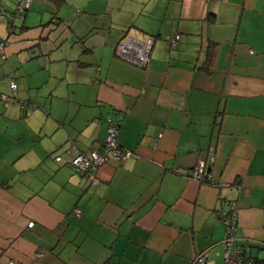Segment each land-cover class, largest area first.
I'll use <instances>...</instances> for the list:
<instances>
[{
    "label": "crops",
    "instance_id": "1",
    "mask_svg": "<svg viewBox=\"0 0 264 264\" xmlns=\"http://www.w3.org/2000/svg\"><path fill=\"white\" fill-rule=\"evenodd\" d=\"M17 3L0 0V264H224L227 199L264 260V0ZM127 35L152 39L145 65L117 54ZM56 65L64 100L37 93ZM107 115L133 154L90 184L68 161L102 147Z\"/></svg>",
    "mask_w": 264,
    "mask_h": 264
},
{
    "label": "built area",
    "instance_id": "2",
    "mask_svg": "<svg viewBox=\"0 0 264 264\" xmlns=\"http://www.w3.org/2000/svg\"><path fill=\"white\" fill-rule=\"evenodd\" d=\"M31 0H18L17 5L12 9L11 13H21L30 4ZM5 18L4 11L0 12V19ZM178 35L171 38V43H174ZM152 47L151 38H137L135 36H124L116 45V52L123 59L143 66L145 65L150 56ZM0 56H5V41H0ZM9 86L13 89L16 83L12 76H7ZM4 98V95H1ZM31 106L27 101L20 102V108L25 109ZM106 119L108 125L106 128L105 138L100 149L91 148L88 151H74L70 160L68 161L71 169L74 172L83 174L87 177L90 184H95L97 181L96 171L98 167L109 159L124 160L133 154V151L121 146L117 141V124L112 119L111 115H107ZM211 159L213 158V150L210 149ZM60 160V157H55ZM189 176L199 182H206L210 179V173L204 158H199L196 164L192 167ZM226 207L220 212V220L225 228V237L223 239L224 264H264V261L259 260L249 254L250 246L238 242V237L235 232L237 224V203L235 200H225ZM76 214L80 213L79 208H74ZM33 221H29L28 225L31 226ZM206 253H198L192 260L193 264H204Z\"/></svg>",
    "mask_w": 264,
    "mask_h": 264
},
{
    "label": "rangeland",
    "instance_id": "3",
    "mask_svg": "<svg viewBox=\"0 0 264 264\" xmlns=\"http://www.w3.org/2000/svg\"><path fill=\"white\" fill-rule=\"evenodd\" d=\"M57 67H58L57 65L54 66V67H51V70H52V72L50 73L51 75L37 89V93H38V91H40V93H39L40 97L41 96L45 97V98L49 97V90H50L49 86H50V87L56 88L57 91H58V93H56L57 95L55 97L57 99L64 100V93L66 92V88H67L68 84H67V80H66L65 76H62V77L56 76V72L64 71L63 68L57 69ZM38 99L41 100V98H38ZM55 104L58 105L60 110H64L65 109V107H64V105H63V103L61 101H59V102L57 101Z\"/></svg>",
    "mask_w": 264,
    "mask_h": 264
},
{
    "label": "water",
    "instance_id": "4",
    "mask_svg": "<svg viewBox=\"0 0 264 264\" xmlns=\"http://www.w3.org/2000/svg\"><path fill=\"white\" fill-rule=\"evenodd\" d=\"M29 54H30L31 56H37V55L39 54V49H38V47H37V46H34V47L30 48V50H29ZM44 60H45V57H44V56H39V57H38V61L40 62V64H43ZM112 119H113V118H112ZM113 120H115V119H113Z\"/></svg>",
    "mask_w": 264,
    "mask_h": 264
},
{
    "label": "trees",
    "instance_id": "5",
    "mask_svg": "<svg viewBox=\"0 0 264 264\" xmlns=\"http://www.w3.org/2000/svg\"><path fill=\"white\" fill-rule=\"evenodd\" d=\"M26 9H27V8H26ZM26 9H25V10H26ZM22 12H23V11H22ZM22 12H21V13H22ZM11 14H14V13H11ZM15 14H17V13H15ZM10 17H11V16H10ZM170 40H171V39H170ZM170 43H171V41H170ZM262 261H264V260H262Z\"/></svg>",
    "mask_w": 264,
    "mask_h": 264
}]
</instances>
